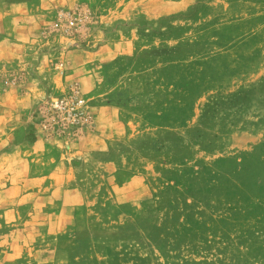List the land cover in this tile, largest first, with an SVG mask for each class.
I'll use <instances>...</instances> for the list:
<instances>
[{
  "label": "rangeland",
  "instance_id": "obj_1",
  "mask_svg": "<svg viewBox=\"0 0 264 264\" xmlns=\"http://www.w3.org/2000/svg\"><path fill=\"white\" fill-rule=\"evenodd\" d=\"M16 1L0 0V35L34 25H11ZM56 4L36 12L33 28L41 19L40 34L59 38L52 53L82 52L74 61L89 66L90 87L70 84L89 101L94 125L78 136L48 134L34 113L32 125L74 154L62 177L58 168L41 174L23 161L39 148L4 132L26 130L16 126L13 96L1 97L2 80L23 75L0 70L3 256L264 264V0Z\"/></svg>",
  "mask_w": 264,
  "mask_h": 264
},
{
  "label": "crops",
  "instance_id": "obj_2",
  "mask_svg": "<svg viewBox=\"0 0 264 264\" xmlns=\"http://www.w3.org/2000/svg\"><path fill=\"white\" fill-rule=\"evenodd\" d=\"M16 2L10 5L8 9L9 12L14 11L12 13L15 14L13 17H8V19H13L11 20V25H17L19 29L23 30L22 26H25L26 18H31L34 21V25H31L30 20L28 25L32 27L31 30L18 35L17 32L19 30L14 28V30L9 28L5 33L1 32L3 35H0V70H5L9 73L17 70L23 75L13 85L0 79L5 84H2L1 90L3 92L1 97L3 100H8L13 96L14 107L17 106L19 108L17 111V109L10 106L9 110L13 112L15 109V112L18 113L15 117L16 126L25 125L26 130L24 132L18 128L6 130L4 131L6 133L5 136L10 139L17 138L19 145L24 144L32 149L39 148L35 156L30 159L25 157L23 161L27 163L29 160L34 161L36 169L41 174L58 168L60 171L57 174L62 177L60 174L62 169L68 172L69 160L74 155L73 149L58 138H46L35 125H32L33 114L42 101L53 94L64 92L73 80H78L81 86L88 90L91 84L90 69L88 65L82 64L83 61L81 60L78 62L74 61L78 60L75 58L77 56L83 57L82 52L79 50L70 49L66 52H51L54 50L52 47L54 43H59V38L52 34H40L42 29L41 19L38 25L33 28L36 24V12H42L44 9L48 13L57 6V0H54V4H51L50 8L45 6L44 0H17ZM58 47H62V44L59 43ZM62 54V58L66 60V63L64 67L59 68L58 65L63 62L57 63L54 58H60ZM19 112L21 114L24 113L25 117H20ZM9 142L12 141L9 140ZM29 152H32L31 149L25 151L24 154L27 155ZM31 167L32 165H29V168ZM28 177L26 176V178ZM26 182L27 180H25ZM0 264L47 263L39 259L25 262L15 258H7L3 256L0 248ZM48 264H58V262L52 260Z\"/></svg>",
  "mask_w": 264,
  "mask_h": 264
},
{
  "label": "built area",
  "instance_id": "obj_3",
  "mask_svg": "<svg viewBox=\"0 0 264 264\" xmlns=\"http://www.w3.org/2000/svg\"><path fill=\"white\" fill-rule=\"evenodd\" d=\"M35 117L48 134L78 136L94 125L89 101L77 83L68 85L62 94L44 100L35 110Z\"/></svg>",
  "mask_w": 264,
  "mask_h": 264
}]
</instances>
